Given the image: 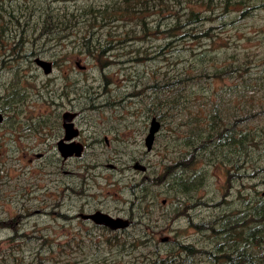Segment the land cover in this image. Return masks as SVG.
I'll return each instance as SVG.
<instances>
[{
    "label": "rangeland",
    "instance_id": "1",
    "mask_svg": "<svg viewBox=\"0 0 264 264\" xmlns=\"http://www.w3.org/2000/svg\"><path fill=\"white\" fill-rule=\"evenodd\" d=\"M0 115V264H264V0H0Z\"/></svg>",
    "mask_w": 264,
    "mask_h": 264
},
{
    "label": "water",
    "instance_id": "2",
    "mask_svg": "<svg viewBox=\"0 0 264 264\" xmlns=\"http://www.w3.org/2000/svg\"><path fill=\"white\" fill-rule=\"evenodd\" d=\"M41 65L44 67H47L46 64L39 62ZM74 118V115L69 114V113H64L63 114V127L65 129V137L62 141L59 142L58 147L59 151L61 152L62 156L64 158L72 156L75 154L76 156H79L81 147L77 145L76 143H72L71 145H66L64 144L65 141H70L77 135V131L74 128V125L72 123V119ZM0 120H1V115H0ZM159 124L156 122V120H152V126L149 131V134L146 138V147L148 150L151 149L152 142L154 139L155 133L158 131ZM137 168L139 166H136ZM82 219L91 221L95 225L99 226H104L106 228H109L111 230H117L123 227L127 226V222L122 221L121 219L118 218H112L111 216L104 214L102 212H93L88 215H81L80 216Z\"/></svg>",
    "mask_w": 264,
    "mask_h": 264
},
{
    "label": "flooded vegetation",
    "instance_id": "3",
    "mask_svg": "<svg viewBox=\"0 0 264 264\" xmlns=\"http://www.w3.org/2000/svg\"><path fill=\"white\" fill-rule=\"evenodd\" d=\"M64 113H65V112H64ZM64 113H63V114H64ZM63 114H62L61 118H63ZM2 121H3V120H2V117H1L0 124H2ZM63 126H64V125H63ZM63 126H62V127H63ZM63 128H64V127H63ZM69 157H71V156H69ZM67 158H68V157H66L65 159H67ZM0 163H1V160H0ZM80 216H81V215H80ZM79 218L81 219V217H79ZM84 221H86V222H91V221H87V220H84ZM92 224H94V223H92ZM11 225H13V224H11ZM98 226H99V225H98Z\"/></svg>",
    "mask_w": 264,
    "mask_h": 264
},
{
    "label": "trees",
    "instance_id": "4",
    "mask_svg": "<svg viewBox=\"0 0 264 264\" xmlns=\"http://www.w3.org/2000/svg\"><path fill=\"white\" fill-rule=\"evenodd\" d=\"M237 257H239L238 259H235V260H239L240 258H243L244 256H240L238 255ZM234 262V261H233Z\"/></svg>",
    "mask_w": 264,
    "mask_h": 264
}]
</instances>
